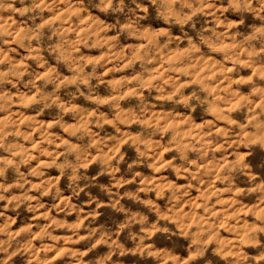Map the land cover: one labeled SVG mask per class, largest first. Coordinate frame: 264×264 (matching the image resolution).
I'll use <instances>...</instances> for the list:
<instances>
[{"label": "clouds", "instance_id": "obj_1", "mask_svg": "<svg viewBox=\"0 0 264 264\" xmlns=\"http://www.w3.org/2000/svg\"><path fill=\"white\" fill-rule=\"evenodd\" d=\"M0 264H264V0H0Z\"/></svg>", "mask_w": 264, "mask_h": 264}]
</instances>
